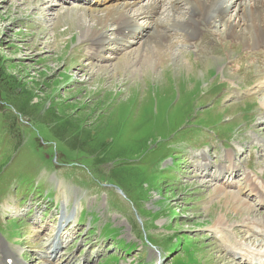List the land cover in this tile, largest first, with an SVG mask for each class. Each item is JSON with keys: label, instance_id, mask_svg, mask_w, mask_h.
<instances>
[{"label": "rangeland", "instance_id": "374dc122", "mask_svg": "<svg viewBox=\"0 0 264 264\" xmlns=\"http://www.w3.org/2000/svg\"><path fill=\"white\" fill-rule=\"evenodd\" d=\"M101 1L81 5L0 0V60L6 76L22 87L21 92L7 83L0 85V241L7 246L5 251L14 253L8 257L16 256L13 261L19 258L24 264H49L45 259L59 253L55 264H98L112 254L103 264H233L235 253L241 254L236 258L264 253L260 233L252 229L256 234L252 238H248L250 231L243 237L234 233L244 232L247 222L264 223L260 218L264 207L252 198L264 204V193L255 188L250 191L253 182L247 180L254 171L261 183L257 177L252 180L264 187V148L257 144L264 137L261 108L257 98L226 101L230 92L248 88L247 83L262 73L261 56L257 63L243 64L231 82L224 72V65L230 67L226 52L212 43L209 33L203 39L209 54L197 56L193 48V53L187 51L189 57L183 56L192 73L188 79L171 76L177 72L171 60L164 67H157L155 60L139 62V45L119 56L112 55L113 50L93 54L91 39L101 34L105 25L112 30L107 34L111 41L105 46H117L112 41L118 36L115 24L96 26L94 21L93 16L108 13V5H100ZM150 1L130 3L135 12ZM168 4L166 0L155 18L163 20L170 14ZM74 8L84 12L81 17L91 16L90 24L97 31L88 34L83 29L85 20L72 11ZM238 9L235 7L226 21L233 20ZM215 24L220 23L215 20ZM219 28V33L225 32V26ZM178 49L185 46L175 47L174 54ZM239 52L240 48L236 49L232 57ZM104 55L115 58L107 60ZM220 56L224 65L218 61L213 66ZM252 65L258 72L251 70ZM197 76L201 79H194ZM27 97L31 100L29 111L21 116L17 98L22 102ZM63 117L72 124L81 123L83 130H97L90 148L93 151L102 144L103 150L111 152L104 164H108V176L116 180L107 185L92 180L84 162L75 160V151L61 144L60 148L52 139L55 136L50 137L36 121L58 131L63 124L57 120ZM227 149L239 157L236 162L241 163V169L232 179L216 182L221 171L217 166ZM204 154L220 163L207 175L201 172L207 161ZM233 169L227 168L224 176L232 175ZM218 187L232 193L240 188L244 193L240 198L245 200L241 207L251 205V217L238 212L237 204L226 203L225 192H219ZM15 201L24 211L13 204ZM67 214L72 222L64 226L61 221ZM219 217L227 224L225 230L215 227ZM80 218L82 225L75 228ZM62 225L63 235L75 234L61 252L65 243L53 251V241L66 242L55 235ZM132 245L136 249L126 256L121 249ZM0 255L4 264L8 259L4 250Z\"/></svg>", "mask_w": 264, "mask_h": 264}, {"label": "bare ground", "instance_id": "6f19581e", "mask_svg": "<svg viewBox=\"0 0 264 264\" xmlns=\"http://www.w3.org/2000/svg\"><path fill=\"white\" fill-rule=\"evenodd\" d=\"M69 1L79 3L77 0ZM93 1L100 2V0ZM103 1L104 0H102L101 3ZM165 2L166 0H152L149 2L146 8L143 7L137 9L135 12L133 10L134 4H131L127 0H124V2L120 3L119 5H108L106 7V10L108 11L106 15L98 17L93 16V18H95L94 21H97H95L96 26L108 23H111V26H113V24H115L116 29L113 30L114 33H118V36L114 35L116 36V38H114L112 41H114L117 46L113 49H108L109 47L107 48L105 46V43L108 39L109 41H111V39L107 35L111 29H106L108 27L107 25H105L103 27V31L100 32L101 34H95V36L91 39V41L93 42L89 48L91 51L93 50L92 53L96 54L101 52L100 54H103L106 53L108 50H113L114 53H112V55H118L122 51H126L127 49L132 48L135 45H139L140 55L137 56L139 62L143 61V63L146 64L152 60H155L157 67H164L167 61L171 60L174 62L175 70H177V72L170 75L173 77H186L185 79H188L192 73L190 72V65L185 62L186 58L184 57H187L188 54H190L189 52H192L193 48L195 49V51L193 52L197 56H199L201 53L209 54L207 52V48L203 44L204 37L207 36L209 33V36H211L212 43L215 44L217 47L220 46L222 48V51L225 50V57H228V65L230 67L227 68V66L222 63L223 56L215 58V60L213 61V66H217L219 62L222 63L224 65L225 75L230 77V79L228 78L227 80L231 82H234L237 79L235 75L236 73L242 71L241 66L243 64H245L246 62L257 63V57L261 56L259 62H261L260 69H263L262 73L247 83L248 88L244 90H233L232 92H230L226 98V101H240L241 99H244L246 97L257 98L262 115L260 125H263L264 0H169L168 5H170V14H168L167 17L164 16L165 18L163 20L155 18L158 13H161V9ZM85 4L92 5L91 3ZM235 7L239 8L238 13L235 15V18L232 21L228 20L227 22H225V24H227L224 25L226 27L225 32L219 33L220 28L216 24L214 25V21L218 20V22L220 23L219 25L222 27L224 23V18L227 16L229 17L230 13L233 12ZM72 11H75L78 17L83 18V20H85L83 24V29H86L88 34H92L93 32L97 31V29L94 28L96 26L93 27L92 24H90V22L92 21L91 16L88 17L84 14V17H81V15L79 14H82L81 12L83 11L80 8H74ZM129 11H131V13L133 12L134 15H129ZM144 19H147L150 22L139 23V20L142 21ZM215 28H217V32L214 31ZM180 44L184 45L185 49H178V52L174 54L175 47L179 46ZM201 44H203V46H201ZM238 48H240V52L237 53L238 55L233 58L232 56L235 54L234 51ZM216 51L217 48L214 49L213 53ZM135 52L136 50L131 51V53ZM104 58H106L107 60H111L115 57L109 56L108 58L104 55ZM258 69L259 68L255 66L253 68V65L251 67L252 71L258 72ZM166 75H168V73H166ZM194 79L200 80L201 78L197 76ZM254 134L256 137H259L256 132ZM256 137L255 142H257ZM261 140L262 141L257 144L260 146V148H264V137H261ZM230 152L226 151V153L224 154L225 159H222L220 166L217 167H223L228 165L230 168H234L233 170H231L233 174L236 172L235 168L238 169L240 165H238L236 162L239 161L238 157L234 154V152ZM203 158H205L207 161L205 160L206 167L203 166L201 172H205L207 168L211 167V160L213 159V157L208 154H204ZM243 164L246 165L247 161H244ZM229 173L230 170L228 171V174ZM254 176L257 177L256 174H254ZM225 178H227V176H225ZM252 179L253 178L251 176H248L247 178L248 182H253V184L250 186V191L255 188L260 189V191L264 193V187L259 186V184ZM224 189L218 187L219 192H225L226 189ZM243 194L244 193L241 190L234 193L226 191L224 196L225 202L229 203L231 206L233 204H237L238 212L247 213V215L251 217L250 214L254 212V210H252L253 207L251 205H249V207H245L244 209H242L241 207L242 202H245V200L242 201V199L240 198V195ZM216 195L221 194L216 192ZM246 201L248 202V200ZM64 203L68 204L65 201ZM71 218L72 217H69L67 214V216H65L62 220L63 224L69 222ZM260 218L264 221V214H262ZM225 226H227V224H225L223 217H219L216 220L215 227L220 230H225ZM243 228H245L244 232L234 231L237 237H243L250 231L251 235L248 238H252L256 235L255 232L252 231V229L262 234V236H258H264V223L262 221L257 223L247 222L245 223ZM237 232H241V235H239ZM228 241L230 242V239H228ZM64 243L66 242L53 241L50 246L53 251H56L58 247L62 246ZM5 246V243H2V241H0V251L4 250V255L8 258L7 261L4 262V264H23L19 260H17V262L13 261V258H15L16 256H14L13 258L12 256L8 257L9 254L14 253H9L5 251L7 249L5 248ZM230 252L232 251L230 250Z\"/></svg>", "mask_w": 264, "mask_h": 264}, {"label": "trees", "instance_id": "16d2710c", "mask_svg": "<svg viewBox=\"0 0 264 264\" xmlns=\"http://www.w3.org/2000/svg\"><path fill=\"white\" fill-rule=\"evenodd\" d=\"M5 71L6 68L2 66V62L0 60V85L5 86V84L7 83V86L12 87L10 89H17V90L22 89V87L19 86L16 83V81L13 80V78L6 76ZM17 93L20 92L18 91ZM17 99L20 102V107L22 111L21 116H24L25 114L23 112L29 111L31 100L29 97L24 99V101L22 102L21 99L19 98ZM53 115H54V110H52L51 113V116ZM61 119L57 121H62L63 129H58V131L57 130L55 131L54 129L50 128L47 123L39 122L38 120L36 121L39 124H41L44 129H47L46 131L49 133L50 137L51 135L55 136V138L52 139L55 142L58 141L57 143L59 147L61 144L64 148L69 147L70 149L75 151L74 152L76 154L75 160L84 162L87 171L92 177V180L99 181L100 179L103 180L105 184H109L111 179L116 180L117 179L116 177L108 176L106 172L108 169L107 166L108 164H104L108 162L106 161V158H109L111 156V152H108L105 149L103 150L104 146H101L102 144L96 145L95 150L93 149V151L90 148L91 147L90 145L93 144V142H96L97 130L95 132H93L92 129L83 130L81 123L77 125V124H72L71 121L66 119L65 117ZM60 152L61 151H58V153ZM75 160L73 162H75ZM172 211L174 212L175 210Z\"/></svg>", "mask_w": 264, "mask_h": 264}]
</instances>
